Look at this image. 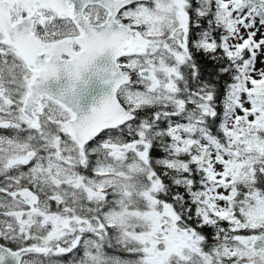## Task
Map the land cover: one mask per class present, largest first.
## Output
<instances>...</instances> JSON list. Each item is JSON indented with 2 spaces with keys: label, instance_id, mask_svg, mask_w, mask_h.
I'll return each instance as SVG.
<instances>
[{
  "label": "snow or ice",
  "instance_id": "obj_1",
  "mask_svg": "<svg viewBox=\"0 0 264 264\" xmlns=\"http://www.w3.org/2000/svg\"><path fill=\"white\" fill-rule=\"evenodd\" d=\"M0 264H264V0H0Z\"/></svg>",
  "mask_w": 264,
  "mask_h": 264
},
{
  "label": "water",
  "instance_id": "obj_2",
  "mask_svg": "<svg viewBox=\"0 0 264 264\" xmlns=\"http://www.w3.org/2000/svg\"><path fill=\"white\" fill-rule=\"evenodd\" d=\"M107 91V86L101 84L99 81H94L88 92L84 95L82 106V115L88 114L94 102H97L103 93Z\"/></svg>",
  "mask_w": 264,
  "mask_h": 264
}]
</instances>
